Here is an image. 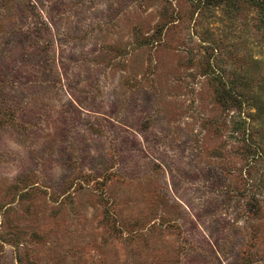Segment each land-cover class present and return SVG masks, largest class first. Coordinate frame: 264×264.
I'll return each instance as SVG.
<instances>
[{
	"label": "rangeland",
	"instance_id": "374dc122",
	"mask_svg": "<svg viewBox=\"0 0 264 264\" xmlns=\"http://www.w3.org/2000/svg\"><path fill=\"white\" fill-rule=\"evenodd\" d=\"M256 1L0 0V264H264Z\"/></svg>",
	"mask_w": 264,
	"mask_h": 264
},
{
	"label": "trees",
	"instance_id": "16d2710c",
	"mask_svg": "<svg viewBox=\"0 0 264 264\" xmlns=\"http://www.w3.org/2000/svg\"><path fill=\"white\" fill-rule=\"evenodd\" d=\"M252 1H254V0H252ZM256 2H257V5L261 6L262 9H264V0H257ZM252 99L255 101V102H254V104H255L254 107H257V106H256V103H257V104L260 103V100H261L260 96L257 94V95H255Z\"/></svg>",
	"mask_w": 264,
	"mask_h": 264
}]
</instances>
